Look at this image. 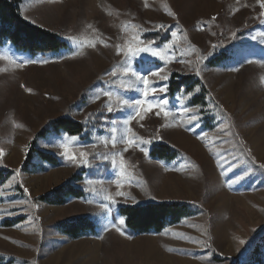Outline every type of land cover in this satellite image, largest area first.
Listing matches in <instances>:
<instances>
[{
	"label": "rangeland",
	"instance_id": "1",
	"mask_svg": "<svg viewBox=\"0 0 264 264\" xmlns=\"http://www.w3.org/2000/svg\"><path fill=\"white\" fill-rule=\"evenodd\" d=\"M18 1L28 22L57 34L69 47L33 55L7 44L0 46V54L12 58L0 60V148L5 153L0 170L15 172L0 187V264H264V41L259 38L264 33L260 22L264 9L260 0ZM160 24L163 29L154 28ZM173 32L177 43L169 51L170 62L149 53L133 61V68L142 75L146 67L164 69L161 75L167 74L168 79L151 77V82L165 92L148 99L167 100L170 116L167 120L163 114L158 117V109L153 108L143 120L136 117L127 125L137 137L150 140L149 144L137 141L138 146L127 151L122 143L115 149L111 144L105 147L98 138H110L111 121H123L133 110L124 106L108 112L109 98L93 100L95 92L106 89L128 100L143 98L140 91L119 88V76L106 75L123 59L116 54V46L135 43L132 37L138 35L162 48L172 43ZM158 33L163 38L160 42L149 38ZM68 36L78 37L81 45ZM208 52L213 54L207 56ZM222 54L229 55L227 61L209 65ZM201 56L207 58L200 60ZM27 60L49 62L22 64ZM173 75L178 82L193 76L198 84L192 91L179 86L172 93ZM112 80L117 84L109 88L106 82ZM111 102L116 104L115 96ZM182 106H199L200 120L189 124L181 119L185 115ZM102 115L112 116L96 124L95 117ZM61 118L85 127L84 134L70 145L77 157L78 148L96 144L84 149L90 153V165L76 166L54 146L72 135L50 134L38 140L37 149L59 157L61 164L33 157L29 169L34 171H21L36 134ZM123 129L118 125V137ZM162 144L177 152L174 160L151 157V149ZM114 152L125 159L123 176L119 157L116 166L111 163ZM103 155L110 158L104 160ZM87 180L105 182L116 200L109 204L110 214L98 206L109 202L92 195ZM116 180L122 184L119 189ZM68 182L87 195L70 198L64 205L37 200ZM117 191L124 195L115 196ZM150 202L187 205L191 214L161 232L129 234L124 223L121 236L115 228H105L110 221L126 220L119 207ZM78 217L94 221L96 232L75 239L56 228ZM5 221L14 224L4 227ZM256 245L260 252L254 256Z\"/></svg>",
	"mask_w": 264,
	"mask_h": 264
},
{
	"label": "trees",
	"instance_id": "2",
	"mask_svg": "<svg viewBox=\"0 0 264 264\" xmlns=\"http://www.w3.org/2000/svg\"><path fill=\"white\" fill-rule=\"evenodd\" d=\"M155 38L160 42L161 33L150 35L149 38ZM9 45L21 52L33 55H47L57 53L68 49V44L57 34L47 31L39 26L28 22L21 14L19 1L0 0V46ZM228 54H222L209 61L210 66H217L228 60ZM177 75H173L170 90L174 93L179 86H185L187 90L192 91L197 86L193 76L182 77L181 81H175ZM111 118L112 115H102L95 117L96 124H100L102 119ZM85 127L82 123L73 121L69 118H61L47 124L31 143V152L27 163L23 166V172H33L31 159L37 157L42 162L50 165H60V158L38 150L37 142L39 139L46 138L50 134L60 135L66 133L72 136H82ZM153 158L159 160L171 161L177 157V152L167 145H158L150 151ZM85 171V170H84ZM15 174L12 170H0V187ZM87 193L68 182L55 189L49 194L39 197V202L51 205H64L70 198H84ZM120 215L125 217V226L129 234H145L152 232H161L166 226L176 224L185 216H189L191 211L187 205L176 203H146L137 206L124 205L118 209ZM12 221H5L4 227H11ZM58 231L72 238H80L87 233L96 232V224L87 217H78L56 225ZM264 245V236L261 239ZM259 245H256L253 255L259 254Z\"/></svg>",
	"mask_w": 264,
	"mask_h": 264
},
{
	"label": "snow or ice",
	"instance_id": "3",
	"mask_svg": "<svg viewBox=\"0 0 264 264\" xmlns=\"http://www.w3.org/2000/svg\"><path fill=\"white\" fill-rule=\"evenodd\" d=\"M260 8L264 9V0H260ZM260 16H264V11L260 13ZM213 20L216 18L213 17ZM261 23H264V20L260 21ZM89 28H91V25H88ZM136 27V26H133ZM155 29H163L164 25H155ZM232 38L236 37V32H232ZM173 41L172 43L164 45L162 48H158L155 45V41H144L141 40L138 35H134L132 37V40L135 41V43L125 41L123 45H117L116 46V54L117 55H122L123 59L115 65L110 71L106 73L107 76L109 77H120L119 83L117 84L116 80H112L109 82H106L109 84V88L113 84H117V86L121 89H126V90H136L140 91L142 94L143 98L140 99H133V100H128L124 99L122 97H119L116 93L106 90V89H101L98 92H95L94 96L92 97L93 100L100 99L101 96L103 97H108L109 102L105 105L106 109L108 112H113L115 110H122L124 106H126L129 109H132L133 112L130 113L127 118H125L123 121H111V128L108 130L110 132V138L109 137H100L99 142L102 143L105 147H107L109 144L112 145V148L115 149L118 143L126 144L127 147L123 149V151H127L128 147L132 146H138L137 141H139L142 144H149L151 141L147 139H143L140 137H137L134 132H132V129L127 127L131 123L132 120L136 119V117H139L141 120L144 119V114L148 111H150L153 108H157L158 111H156L155 115L156 116H161L163 114V117L165 120L168 119L170 116V111L166 110V106L168 104L167 100H161V99H155V100H149V97H154L157 92L163 93L165 92V88H156L152 86L151 82V77H159L161 80H167L168 75L164 74L161 75L162 72H164V69H159L158 71H154L151 68H145L144 69V74L142 75L140 71L136 70L133 68V61L140 56L141 53H149L153 57H158L161 60H164L166 63L170 62V56H169V51L173 49L174 45L177 43L176 37L177 33L173 32L172 33ZM259 38L264 41V33L259 34ZM67 39L72 41L74 44L81 45V40L78 37L75 36H68ZM186 39V36H185ZM253 40L258 39L257 36L252 37ZM95 47V45H92ZM107 47V45H105ZM213 49H215L217 46L213 45ZM213 53L208 52L207 56H211ZM207 56H201L199 57L200 60L206 59ZM5 59H12L11 57L8 56L7 53L0 54V60H5ZM48 60H43V61H35V60H27L23 61L22 64H33V63H42L46 64L48 63ZM183 63L184 61H180ZM252 61H249L251 63ZM238 70V69H234ZM196 74L200 75V69H196ZM124 77H127V79H124ZM138 85H143V88L140 89ZM196 92H199L200 90L197 88L195 90ZM189 96L191 93L188 94ZM116 97V104L114 105L111 100L113 97ZM182 112L185 114L181 117V119H186L189 124H192V122H198L200 120V115L199 113L201 112V108L199 106L196 107H187V106H182ZM190 114V115H189ZM92 114H89L91 117ZM122 124L124 126L123 129V134L120 135L119 137L117 136L118 132V125ZM196 125L193 124V127ZM186 130H190L187 125H185ZM130 134V135H129ZM207 135V133H205ZM199 138V137H198ZM78 140V137L76 136H64L61 141H59L56 145L59 149H61V155L68 161L76 164V166H80L81 164L83 165H90V160H89V155L90 153L87 150L89 147L95 148L96 144L92 145H85L83 149L78 148L76 151H78L79 155L74 154L72 148L70 145L76 143ZM142 152H144V155L147 156L148 152L144 148H140ZM5 155L4 150L0 148V157H3ZM117 157H119V173L121 176L124 175V170H125V159L123 157L122 153H112L111 155V163L112 165L116 166L117 165ZM95 158V157H93ZM110 157L108 155H103L102 159L108 160ZM261 167H264V165H261ZM222 174H224L222 172ZM20 175V171L16 170V176ZM239 179V178H237ZM85 183L89 186L88 191L97 197H100L104 201H108V204L101 203L98 206L104 210L106 213L110 214L111 213V208L109 207V204H115L116 200L113 196V194L104 187L105 182L104 181H99V180H87ZM107 183H112V181H109ZM235 183V181H233ZM116 188L119 189L122 187V184L120 180L115 181ZM10 186V185H9ZM23 187V185L21 184ZM24 192L28 193V189L24 187ZM124 193L117 191L115 193V196H123ZM25 203H28L30 207H36L35 204H31L30 201H25ZM86 203L92 204L94 203L93 200H87ZM125 223L124 219L121 218L119 219L118 223L116 222H109L105 225L106 229H111L115 228L117 232L121 236H124V231L121 229V225ZM102 238V237H101ZM241 244L244 243L243 240L240 241ZM35 264V262H33Z\"/></svg>",
	"mask_w": 264,
	"mask_h": 264
}]
</instances>
